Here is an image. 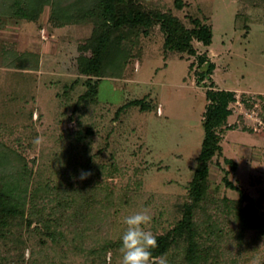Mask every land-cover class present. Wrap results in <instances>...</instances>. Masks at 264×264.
<instances>
[{
  "label": "rangeland",
  "instance_id": "1",
  "mask_svg": "<svg viewBox=\"0 0 264 264\" xmlns=\"http://www.w3.org/2000/svg\"><path fill=\"white\" fill-rule=\"evenodd\" d=\"M157 1L141 0L149 9L177 15L188 26L187 14L196 3L209 2L212 11L205 21L212 27L211 44L193 40L195 53L180 54L162 48L164 35L158 24L147 35L139 32L137 43L133 42L141 44L136 46L138 51L131 46L136 37L126 43L133 54L132 73L99 77L95 103H77L80 109L76 107L74 112V104L85 91L78 80L87 78L79 74L77 59L90 54L104 27L92 19L75 17V21L52 22L50 4L43 7L36 22L0 18V109L8 104L10 95L5 92L15 84L13 78L20 74L31 82L21 101L28 118L20 122L17 132L7 121V129L0 124V137L5 141L12 138L15 147L24 145L27 159L36 161L30 166L34 172L42 151L63 150L74 131L84 132L89 126L90 132L76 144L84 166L92 167L86 160L89 157L111 171L107 180L113 184L121 180L133 190L142 187L152 194L190 202V183L210 104L206 93L231 91V115L218 130L220 150L210 161L207 194L193 213L196 241L213 254L206 264H264L263 235L246 225L241 228L242 216L237 213L246 203L259 213L264 209V0H180L179 10L175 0H159L163 7ZM6 9L0 5V17ZM7 43L11 54L3 51ZM23 53L29 60H16ZM199 56H204V63ZM210 65L212 70L200 78V72ZM135 99L142 108L139 104L120 107ZM226 181L240 188L244 197L228 188ZM89 205L80 204L78 214L97 208ZM168 217L170 223H162L157 234L180 223L183 216L173 211ZM6 244L0 241L2 256L14 248ZM29 256L26 249L25 258ZM110 259L108 252L105 260Z\"/></svg>",
  "mask_w": 264,
  "mask_h": 264
},
{
  "label": "trees",
  "instance_id": "2",
  "mask_svg": "<svg viewBox=\"0 0 264 264\" xmlns=\"http://www.w3.org/2000/svg\"><path fill=\"white\" fill-rule=\"evenodd\" d=\"M175 1V8L181 9L180 0ZM0 2V5L7 7L1 19L14 17L36 22L43 7L50 4L52 10L49 19L52 22L62 19L65 22L75 21V17L80 21L92 19L104 27L98 42L90 49V54L79 56L77 59L79 74L86 75L87 78L77 79L81 86L85 87V91L79 95L73 112L76 107L77 111L80 109L77 103H95L99 77H122L126 72L132 73L133 54L126 47V43H129V38L136 37L131 46L134 48L132 51H138L140 47L136 46L141 44L134 45L133 42L137 43L139 32L147 35L150 29L158 24L164 35L162 48L180 54L195 53L193 40L209 46L213 37L212 27L206 22L212 11L209 2L196 3L195 9L187 14L191 26L185 25L177 15L147 8L141 0ZM157 5L164 6L159 0ZM68 9L73 11L69 13ZM10 45L7 43L3 51H8ZM9 51L13 53L12 49ZM9 51L8 54H11ZM19 55L16 60L28 59L27 53ZM204 56H199L201 63H204ZM212 68L213 65H210L206 70H202L200 78L207 75ZM18 78L12 79L15 84L9 85L5 92V95H10L6 99L8 104L0 109L2 128L7 129L11 124L14 132L19 130L20 122L28 118L21 101L31 87L28 76L21 78L19 74ZM67 94L65 92L66 96ZM206 95L210 104L206 108L205 134L190 183V202H179L177 198L173 200L171 197L152 194L142 187L133 190L132 185L121 180L113 184L107 180L111 171H107L105 165L95 163L89 157L86 160L91 162L92 167L84 166L85 163L80 162V154L76 151V144L84 139V134L90 132L89 126L84 132L81 129L74 131L73 138L65 142L63 150L51 153L42 151L38 158V170L34 172L30 166L36 161L27 159L24 145L15 147L12 138L5 141L3 136L0 137V241L7 242L8 248L11 245L14 247L11 251L6 250L4 256L0 251V263L122 264L121 236L127 228L124 218L146 209L152 220L145 226V230L155 234L158 242V247L153 250V258L163 255L168 264H206V259L213 254L202 249L203 246L196 241L197 228L193 213H196L200 201L207 194L210 161L220 150L218 130L227 123L231 115L228 105L233 101L234 94L228 90H209ZM138 104L141 106L140 100L135 99L120 107ZM6 121L9 125H5ZM15 140L16 143L19 142L18 139ZM84 158L85 156L82 159ZM230 164L232 168L235 167V162ZM109 168L112 169L111 166ZM80 171L88 172L89 175L79 179ZM77 181L80 182L79 186ZM226 186L236 190L242 196L241 199L244 197L242 190L232 182L226 181ZM84 202H89V207L97 205V208H89V213L78 214L81 208L79 206ZM206 202L208 203V199ZM259 204L263 205L261 201ZM239 207L237 213L242 216L241 228L246 225L257 229L264 237V209L259 213L247 203ZM173 211L182 214L181 222H177L166 232L157 234V228L161 227L162 223H170L167 218L169 219L168 216ZM26 249L30 251L27 259ZM108 252L111 254L110 262L105 260ZM213 259L216 263L217 258Z\"/></svg>",
  "mask_w": 264,
  "mask_h": 264
},
{
  "label": "clouds",
  "instance_id": "3",
  "mask_svg": "<svg viewBox=\"0 0 264 264\" xmlns=\"http://www.w3.org/2000/svg\"><path fill=\"white\" fill-rule=\"evenodd\" d=\"M88 175V172H81L80 178L84 179ZM151 220L152 216L146 209L124 218L127 228L121 236L122 264H168L163 255L153 258V250L158 247L157 236L145 230Z\"/></svg>",
  "mask_w": 264,
  "mask_h": 264
}]
</instances>
